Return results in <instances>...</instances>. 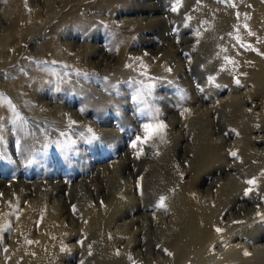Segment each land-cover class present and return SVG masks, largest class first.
Masks as SVG:
<instances>
[{
  "label": "rangeland",
  "instance_id": "374dc122",
  "mask_svg": "<svg viewBox=\"0 0 264 264\" xmlns=\"http://www.w3.org/2000/svg\"><path fill=\"white\" fill-rule=\"evenodd\" d=\"M181 2L0 0V93L17 108L14 114L6 103L0 106L2 116L12 121L0 129V210L3 200L13 204L18 200L15 204L26 210L28 202L38 198L36 187L19 195L15 180H47L49 185L65 182L61 191H43L49 200L47 208L58 217L55 222L61 234L72 232L71 228L80 232V226L88 222L86 209L109 203L104 182L108 191L117 190L114 183L120 178L122 185L132 186L129 196L159 205L151 197L158 191L157 183L147 182L150 175L146 171L138 172L139 167L154 163L156 156L136 155V164L124 171L119 164L143 149L144 144L135 149L131 146L136 135L143 136V124L163 122L167 125V162L179 172V182L217 212L204 217L211 234L207 232L205 237L198 233L197 253L183 260L172 255L163 236L174 231L169 201L167 210L143 206L124 216L116 225L137 231L139 241L149 235L148 241L130 249L126 239L118 246L121 251L126 247L125 254L131 258L125 264H264V216L260 215L264 214V91L254 81L264 82V68H247L258 62L264 65V0H230L235 7L208 0L206 4L212 9L206 20L198 16L201 8L194 18L185 17L188 3ZM17 6L24 9L28 22L15 21L19 17ZM136 6L146 7L135 10ZM174 7L178 10L172 11ZM127 20H132L131 24H126ZM90 48L101 50L86 54ZM228 54L231 72L226 69ZM214 57L225 60L226 65L209 64L207 60ZM225 73L226 77H221ZM14 90L22 91L20 99L30 102L34 110L23 109ZM86 99L99 106L98 111L89 108ZM189 109L203 117L192 116ZM206 110L211 112L209 118L203 113ZM59 117L66 119L63 125L54 120ZM184 135L187 138L181 137ZM24 139L29 146L23 150ZM202 143L215 144L214 164L198 166L207 159H200ZM146 150L155 152L153 146H146ZM210 167L213 169L206 172ZM196 172H201L199 178H195ZM253 179L255 184L247 183ZM67 197L72 200L69 208L64 206ZM145 215L150 217H141ZM134 217L138 221L129 224ZM254 227L260 229L261 237L244 235ZM15 231L16 219L0 233V263L6 249L17 243L12 237ZM79 235L65 243L79 245ZM225 250L226 260L221 258ZM63 264L83 263L77 254Z\"/></svg>",
  "mask_w": 264,
  "mask_h": 264
},
{
  "label": "bare ground",
  "instance_id": "6f19581e",
  "mask_svg": "<svg viewBox=\"0 0 264 264\" xmlns=\"http://www.w3.org/2000/svg\"><path fill=\"white\" fill-rule=\"evenodd\" d=\"M207 1L208 0H184V2L188 3L186 6L189 9L191 8L190 9L191 11L189 9H187L184 12V16L185 17L190 16L191 18H194L195 16H193V14L201 8L202 11H204V9H205V11H204V13L201 11V13L198 16L201 19L202 18H205V20H206V18L208 19V17H206V13L212 8L209 5L207 6V4H206ZM150 6H151V4H150ZM145 7L146 6H142V7L136 6V7H134V9L136 10L138 8H145ZM16 8H17V13L19 12V14H18L19 17H16L15 21L17 23L19 21H21V22L25 21V23L28 22V18H26V14L25 13L23 14L24 9L22 7H19V6H17ZM147 8H149L148 5H147ZM178 14L181 15V13H179V12H178ZM247 18L250 20V17H247ZM131 22H132V20H127L126 24H131ZM211 22H213V21H211ZM146 41H148V40H146ZM65 46L66 47L70 46V49L73 48L72 45L69 43H66ZM229 46H230V44H229ZM100 50L101 49H99V51H98L97 48H94V49L90 48L86 54L91 55V54L99 53ZM197 50L199 51V49H197ZM199 52H197V56L201 57L202 55ZM230 56H231L230 54H228V56H227V58H229L228 65L224 64L225 60L220 61L219 60L220 57L218 58L219 63L217 61V57H214L213 59H209L207 61H209V64H211V63H213V65L217 64L218 67L226 65V69H228V71L231 72L233 64H232V60L230 59ZM77 57H78L77 59H79V60L82 58V57H80V54ZM73 58H76V57H73ZM79 60H77V62L75 63L76 65H79L78 64ZM246 66H248V65H246ZM208 67L209 66L207 65V68ZM256 67H258V70H260V68H264V65H262V63L258 62L257 66L250 64L249 67H247V68L251 69V70L253 69V71H254L255 69H257ZM243 68H245V66ZM246 72H247V70H246ZM215 74H216V71H215ZM221 77H226V73L223 74ZM259 80H254V81H255V83H257V86L259 88L261 87V90L264 91V82L261 83ZM17 81H18V79H17ZM29 81H31V80L29 79ZM16 90H14L15 91L14 93L16 95L18 94V97L17 96L16 97L19 100V102H21L20 106H22L23 109H25L27 111H30V110L32 111L34 106L32 107V105H30V102H27V101L25 102V101H23V99H20V96L21 95L23 96V93H22V91H16ZM262 91H261V93H263ZM11 92H13V91H11ZM86 103H88L87 104L88 107L92 106L96 111H98L99 106H93L90 103V101L89 102L87 101V99H86ZM93 108H91V109H93ZM36 110H38V109H36ZM189 111H191V109H189ZM193 113H194V111H193ZM203 113L206 114L205 117H207V118H209L211 115V112L209 110H206ZM12 115L10 117H12ZM192 116H195L198 118L203 117V116H201V114H196V113H194ZM7 117L2 116V110L0 109V129L6 127L8 124H10L12 122ZM12 119L14 120V117ZM54 120L57 121L59 125H63L66 119H63V117L61 119L59 117V118L54 119ZM204 120H207V119H204ZM77 123H79V122H77ZM170 125H171V127H173L175 125V121L172 122ZM201 127H202V123H201L199 128L201 129ZM19 132L21 135H23V133H21V132H23V129H20ZM19 132H18V134H19ZM165 133H166V131L163 130V132H161L159 135H155L153 137V139L150 140L148 143H144V146L142 147L143 149L139 151V152H141L139 154H142V155H145L148 157L156 156V161L154 163L150 162L149 165L145 168L139 167L138 172L145 174V171H146V173H148L150 175L147 182H149L152 185L157 183L158 191L153 192V196H151V197L155 200H158L159 202H160L161 196L165 197L166 198L165 199L166 205L164 207H162L163 209L167 210V204H168L167 202L168 201L170 202L171 207H172V208H170L171 209L170 212L174 213V219L172 220V222L174 221V227H173L174 231L172 234H170V236L165 234V232H164L163 236H165V239L167 240L166 242L168 243L169 248H171L172 255H175L176 259L183 260V259L189 257L191 254L197 253V252H195L196 248H194V247L198 246L200 244L199 239H198V241L196 239L199 236L198 233L205 235V237H207V232L209 233V231L206 230L209 222L206 221L207 219L205 220L204 217L209 216L210 212H212V213L214 212L216 214L217 210L216 211H214L215 209L212 210L213 207L211 205H209L206 201L195 196L194 194L192 195L189 192V189H188L189 186L188 185L184 186L179 182V180H178L180 178L179 172L177 173V169L175 167H174L175 168V170H174V168L169 164V162H167V158L165 156L164 146H165V141L167 139L165 136L166 135ZM175 137L178 138V136H175ZM175 137H174V139H176ZM181 137L187 138V135H184ZM181 137L179 136L178 140ZM24 140L26 142V139H24ZM27 142L24 143V145L25 144H27V145L26 146L23 145V150L27 146H29V144ZM177 142L178 141H174L173 143L176 144ZM176 145H173L172 147L173 148H176V147L179 148V146H176ZM146 146H153L155 152L146 150ZM201 147H202V149H201L202 153H201L200 159L201 158L202 159L207 158V159L205 161L203 160L202 163H201V161H199L198 166L202 167L203 164L205 165L208 162H210L209 164H214L217 160V153L215 150V144L206 146V144L202 143ZM218 154H219V152H218ZM136 155H137L136 153H132V158L130 156H129L128 160L125 158L119 164V167L121 168V170L124 171L125 169H129V166H131L133 163L136 164L135 159H133V158H136L138 156V155L137 156ZM211 168L213 169V167H210L206 170V172L212 170ZM158 169L163 170V173L160 172ZM1 170L8 172L5 169V167H2ZM157 170L160 173H157L156 172ZM98 172H99V169H98ZM152 172H154V173H152ZM20 173H23V172H20ZM200 173L196 172L195 178H197V177L199 178ZM108 174L111 175V173H108ZM132 174H134V172H132ZM113 175L111 177H113ZM108 179H109V176H108ZM84 181H81V182H83L82 185H84V188L87 190V189H89V186H87L88 183H86V181L84 183ZM144 181H146V180H144ZM13 183H14V185L17 184L16 188L20 189L19 190L20 194L19 193L18 194L21 196L23 194L26 195V193L24 192L26 189H27V191H29L28 189L33 190L35 187L37 188L35 191H38V193H40V194L37 195L38 198L36 200L28 202V203H30L29 204L30 206H28L26 210H22L21 208L18 207L17 204H15L16 202H18V200L14 201L13 199H11L15 202L14 204L11 201H10L11 203L10 202L7 203V201L3 200L4 207H3V210H0V233H1L2 229L4 230L5 228H7V229L9 228L10 221L16 219L17 232L15 231L16 233H14L12 237L13 238L15 237L17 239V243L15 246L12 244L13 247H10V248H7L5 246V248H7L6 249L7 253L4 255L0 264H57V263L63 264L64 261H68V260L73 259V257L77 254L80 255V261H82L83 264H125L128 261V259L131 260L130 256H128V254H125V250L136 246L137 244H139V242L145 243L146 241L149 240L148 239L149 235H148V233H146V235H148V237L146 236L147 239L146 240L142 239L139 241L136 239L137 231H130V229L127 227H126V229H124V228L120 227L119 224L116 225V223L118 222V220H120L124 216H127L129 214L131 215V213H136V212L140 211L143 206H159L158 204H155L154 200H149V201L145 202L143 200V198H137L136 196H129V194L132 192L131 191L132 186L130 184H128V186H126L125 184L122 185L123 184L122 181H120V178H118L117 182L114 183L115 186L117 187V190L113 189L112 191H108L107 190V184L105 182L101 183L104 186L105 197L106 198L108 197V199H109V203L107 202L108 204H106L105 206H102V203H98L99 204L98 207L92 206V207H90L89 210L84 207L87 210V213L84 215V217L88 220V222L84 223L83 226H80V228H79L80 232H78V229H76L77 230L76 231L75 228H71L72 232L61 234V232L57 230L58 225L55 222V220H57L58 217H55L56 216L55 213L51 212L47 208L46 204L48 203L47 201H49V200H45L43 193L46 191V189L48 190V188H51L50 189L51 191L52 190L61 191L63 189V187L65 186V182H54L53 184L49 185L47 180L38 181L36 183H26L22 180H15ZM121 185H122V187H121ZM12 186H13V184H12ZM101 189H102V186H101ZM145 191L148 192L146 189H145ZM152 191H154V189ZM87 192H88V190H87ZM146 192L145 193L143 192L144 196H145ZM11 193H15V191L11 192ZM45 196H47V195H45ZM10 197L12 198V196H10ZM6 198H7V195H6ZM46 199H48V198H46ZM66 199H67L66 204L64 206L66 208H69L72 200L69 197H67ZM98 202H100V201L98 200ZM96 205H97V202H96ZM64 206H63V208H59V206H57L55 208L66 210V208H64ZM83 206H85V205H83ZM149 208H151V207H149ZM59 212H62V210ZM141 217H147V219H148V217H150V215H145V216H141ZM137 219L138 218H135V217L132 218L130 220L131 223H129V224H135L136 221H138ZM115 225H116V227H115ZM204 230H205V232H203ZM253 230L255 232L251 231L250 234L249 233L244 234V231H242L241 233L246 235L250 239H257V238L261 237V234H260L261 232H260V229H258V227H254ZM11 231H12V229H11ZM78 233L80 234L78 236L79 237L78 239L80 241L79 245L78 244H75V245L70 244L69 245V244L65 243V240L74 238V236L78 235ZM144 234H145V232H144ZM210 234L211 233H209L208 236ZM196 235H197V237L195 238ZM232 236L233 235L231 233L229 236V240H230V238H232ZM125 239L127 240V246H126L127 249H125L126 247L125 248L123 247L124 251H121L118 249V246L121 245ZM30 241H31V243H29ZM15 242H16V240H15ZM191 247H193V248L191 249ZM226 252H227L226 250L222 252L221 258H223V257H224V259L228 258L227 255H225Z\"/></svg>",
  "mask_w": 264,
  "mask_h": 264
},
{
  "label": "snow or ice",
  "instance_id": "6c2138e0",
  "mask_svg": "<svg viewBox=\"0 0 264 264\" xmlns=\"http://www.w3.org/2000/svg\"><path fill=\"white\" fill-rule=\"evenodd\" d=\"M181 2V0H177V4L179 5ZM219 3H225V4H229V6L231 7H235L234 3H230V0H218ZM177 8H173L172 11H177ZM239 16V14H237ZM245 27H247V25H245ZM197 35H199V33H197ZM244 46V45H242ZM227 59V57H226ZM55 63V62H52ZM234 63V62H233ZM129 67H131V65H129ZM169 71H171V69H169ZM236 83H239V80L236 81ZM151 86H149L150 88ZM4 103L7 104V106L11 109V111L14 114H17V108L16 105L12 103L10 98H7L3 93H0V106H2ZM153 119H155V117H153ZM70 123L74 124L75 121H71ZM143 136L141 135H136L135 139L132 141V147L138 148L139 144H144V143H148L150 140L153 139V137L155 135H159L161 132H163V130L167 127L166 124H164L163 122H157V123H145L143 124ZM89 131L91 132V129H89ZM62 135H64V133H62ZM95 138V137H94ZM62 147H66L63 146ZM233 156H236L237 154L235 152L231 153ZM137 155H139V152L137 153ZM248 184H255L256 181L253 180H249L247 181ZM247 192H251V189H247ZM165 197L161 196L160 197V202H159V206L160 207H164L165 206ZM262 216H264V214H260ZM217 231H222L221 229H217ZM31 243V241L29 242ZM82 243V242H81ZM168 255H171V253H168ZM245 255H249V253H245Z\"/></svg>",
  "mask_w": 264,
  "mask_h": 264
}]
</instances>
